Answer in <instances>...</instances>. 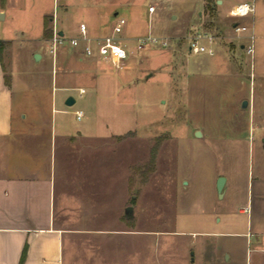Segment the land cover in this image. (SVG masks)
Listing matches in <instances>:
<instances>
[{"label": "crops", "instance_id": "obj_1", "mask_svg": "<svg viewBox=\"0 0 264 264\" xmlns=\"http://www.w3.org/2000/svg\"><path fill=\"white\" fill-rule=\"evenodd\" d=\"M245 1L249 0H230L228 14L236 17L231 15V9ZM250 1L254 2L255 10L240 16L241 21L233 22V33L224 36L229 41L215 31L212 33L218 45L230 54L229 71L205 73L217 62H210L208 57L199 56L200 53L189 52L188 39L197 31L187 35L185 48H181L180 41L176 40L167 52L172 58L170 64L175 67L173 74L168 70L173 83L170 95L180 96L184 115L181 121L177 120L165 129L168 128L166 132H170L171 137L176 135L181 139L183 162L188 166L200 163L206 170L196 174L181 171L167 190L168 194L173 192L175 198L157 205L195 206L198 214L206 215L202 227L173 231L196 235L190 240V243L195 242L196 248L190 256L187 254L189 264H264V157L256 169L250 158L254 143L252 130L256 126L264 129V119L257 118L259 109L253 102L250 107L254 86L251 81L264 78V0ZM224 2L217 0L218 10ZM203 4L204 8L205 0ZM1 12L5 18L6 7H0ZM45 14L38 42L22 56L31 64L51 62L52 67L46 72L53 74L58 59L68 71L95 72L98 64L104 61L97 55L83 57L84 42L78 48L65 43L53 57L51 38L43 37ZM81 24L87 26L92 37L112 32V27L105 25L99 29L85 21L73 32L65 28H59V31L65 38L80 36ZM199 24L204 32H211L212 29L204 30ZM187 26L193 29V26ZM139 36L133 35L128 40L135 41ZM252 36L254 53L245 74L237 69L239 62L233 53L236 46L246 51ZM0 40L4 42L0 50V264H140L139 220L135 226L133 221L129 226L124 217L125 210L129 212L132 206H141L138 202L141 188L139 144L129 142L124 145L120 138L102 141L97 130L88 126L76 127L65 119L64 115L70 112H74L78 120L87 116L85 113L78 118V109L66 108L69 90L85 88L74 85L72 74L62 78L58 85L52 82L48 110L44 112L35 107L37 117H30L22 108L17 122L15 114L18 103L24 101L23 91L39 89L42 92L45 87L39 85H43L41 80L28 81L19 76L14 53L10 52L7 57L11 38L1 37ZM36 52L41 54L39 60L34 57ZM185 52H189L187 60H183ZM132 63H128L126 69L132 67ZM126 69L112 67L116 72ZM210 73L214 75L209 78ZM206 83L208 88L209 83L219 84L234 114L242 118V123L238 121L233 125L231 133H223L218 128L214 110L209 108L207 95H204ZM245 99L249 101L246 107L242 105ZM161 130L156 128L149 136L160 134ZM130 131L131 136H138L137 130L136 133ZM197 131L201 134L197 135ZM112 135L121 137V134ZM155 173L146 176L149 180L156 179ZM162 175L163 179L170 178L169 173ZM220 176L226 177L223 196L217 191ZM153 185L161 184L155 181ZM102 235L118 244L109 260L100 246Z\"/></svg>", "mask_w": 264, "mask_h": 264}, {"label": "rangeland", "instance_id": "obj_2", "mask_svg": "<svg viewBox=\"0 0 264 264\" xmlns=\"http://www.w3.org/2000/svg\"><path fill=\"white\" fill-rule=\"evenodd\" d=\"M150 5L155 6V11L152 13L148 9ZM2 6L6 7L7 14L5 18L0 16V38L8 37L12 41L7 57L10 52L14 53L16 69L19 70V76L22 79L41 80L43 85H39L45 87L42 92L39 89L23 91L24 101L17 105L15 120L17 122L20 120L22 108L29 113L30 117H37L35 107L42 108L44 112L48 110L52 82L58 85L62 78L72 74L75 80L74 85H84L86 92L80 96L77 88L69 90L76 102L66 108L71 111L82 109L87 116L78 120L74 112H70L64 115L65 119L76 127L88 126L97 130L98 138H103L102 141L104 139L118 141L120 138L124 140V145L129 142L139 144L141 188L138 202L141 206H132L129 212L125 210L124 217L125 223L129 226L132 221L135 226L136 220H139L140 264H148V262L150 264H189L187 254L189 253L190 256L196 248L195 242L190 243V240L195 239L196 235L173 231H192L202 227L201 223H205L203 218L206 215L198 214L195 206L157 205L171 202L175 198V194L173 192L168 194L167 190L171 186L172 179L181 171L188 170L196 174L206 170L200 166V163H192L188 166L183 162L181 139L176 135L171 137V133L166 132L168 128L165 129L177 120L181 121L184 115L180 96L170 95L173 83L168 70L173 74L175 67L170 64L172 58H169L167 52L172 48L174 41H180L181 48H185L187 35H193L195 31L204 33L199 23L204 26V30L212 29L207 33L215 31L229 41V38L224 36L233 33L234 21L242 20L240 16L231 17L228 14L231 7L230 0L220 4L219 10L217 4L212 14L206 6L203 8V0H19L18 2L0 0V7ZM43 14L49 18V26L65 28L69 32L79 28L82 21L93 24L99 29L106 25L107 28L112 27V31L117 17L123 16L127 19V24L121 35L122 39L128 40L133 35L143 36L151 33L167 38L169 46H148L137 50L134 49V41L129 40L134 50L128 63H133L132 67L130 66L124 72L113 71L112 67L104 62L98 64L93 73H84L82 69L68 71L58 59L53 74L52 71L46 72L47 69H51V62L31 64L22 56L28 53L27 49L30 46L38 42ZM187 25L193 26V29H189ZM43 37L48 39L44 35ZM188 40L191 41V38ZM49 42L51 44V40ZM202 42L211 46L214 54L210 56L200 53L199 56L208 57L212 63L217 62L216 66H211L205 73L211 70L229 71L227 61L230 54L227 53V49L219 46L216 40L209 43L207 38H202ZM64 44L60 45L58 50L63 48ZM236 48L233 54L235 60L239 62L237 69L247 74L251 65V55L238 46ZM189 52H185L183 60H187L186 56ZM212 75L214 74L208 77ZM214 84L209 83V88L208 83L204 85L206 101L210 104L209 108L214 110L213 117L218 128L223 133H231L233 125L238 121L242 123V118L234 114L229 101L223 96L220 85ZM251 85L253 88L250 107L252 108L254 104L259 109L257 118L264 119V78H257L254 83L251 81ZM18 96L21 97V94ZM181 126L184 129V125L181 124ZM156 128H161L162 133L156 132L157 135L149 136ZM130 130H134V133L137 130L138 136L135 134L131 136ZM112 134H121V137ZM252 137L254 143L250 158L256 169L261 158L264 157V143H262L264 129L254 127ZM247 155H245L246 158L249 156ZM153 172H156L157 177L149 180V176L146 175ZM163 173H169L170 178L163 179L161 177ZM155 181L161 185H153ZM101 238L103 242L100 246H103L108 259L111 254H115L118 244L106 235H102Z\"/></svg>", "mask_w": 264, "mask_h": 264}, {"label": "built area", "instance_id": "obj_3", "mask_svg": "<svg viewBox=\"0 0 264 264\" xmlns=\"http://www.w3.org/2000/svg\"><path fill=\"white\" fill-rule=\"evenodd\" d=\"M149 12L155 11V6H149ZM255 10V4L253 1H245L235 5L230 13L233 16H246ZM127 19L123 16H118L116 23L113 26L111 33L105 36L92 37L88 34L87 26L81 24L80 36L71 38H65L61 35L59 29L55 26L53 28V34L51 37L50 51L53 57H56L58 48L60 45L67 43L72 48H78L81 42H84L82 47L83 57L98 56L102 61L110 64L116 70H124L127 67L128 61L131 59L133 50H142L148 46L166 47L169 46V40L165 37H160L154 34H146L135 38L134 49L129 43V40L121 38L124 33ZM240 29V27H237ZM202 38H207L211 43L215 40V35L207 32H197L191 37L190 51L193 53H209L213 54L214 49L211 46H207L202 42ZM247 53L253 55L254 53V36L251 37V42L247 45ZM85 88H80V93H84ZM78 118H82L85 115L84 110H76Z\"/></svg>", "mask_w": 264, "mask_h": 264}, {"label": "water", "instance_id": "obj_4", "mask_svg": "<svg viewBox=\"0 0 264 264\" xmlns=\"http://www.w3.org/2000/svg\"><path fill=\"white\" fill-rule=\"evenodd\" d=\"M0 16L1 17L3 16V13L2 12L0 13ZM34 57H35L36 60H39L41 58L40 52H36L35 55H34ZM75 101H76L75 97L73 95H70L66 99V104L67 105H72V104L75 103ZM248 104H249V101L247 99H245L243 101V103H242V105L244 107L248 106ZM196 134L197 135H200L201 132L200 131H197ZM225 181H226V177L225 176H220L218 178V180H217V191H218L219 196H223Z\"/></svg>", "mask_w": 264, "mask_h": 264}, {"label": "trees", "instance_id": "obj_5", "mask_svg": "<svg viewBox=\"0 0 264 264\" xmlns=\"http://www.w3.org/2000/svg\"><path fill=\"white\" fill-rule=\"evenodd\" d=\"M216 5H217V0H205V6L210 11L211 14L215 12ZM52 34H53V28L51 26H49V18L47 16H45V18H44V36H46L47 38H51ZM3 44H4V42L2 40H0V50H2ZM6 80H7V82L9 81L8 75H6Z\"/></svg>", "mask_w": 264, "mask_h": 264}]
</instances>
